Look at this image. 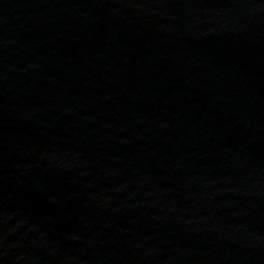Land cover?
<instances>
[{
    "label": "water",
    "instance_id": "water-1",
    "mask_svg": "<svg viewBox=\"0 0 264 264\" xmlns=\"http://www.w3.org/2000/svg\"><path fill=\"white\" fill-rule=\"evenodd\" d=\"M264 137V0H227Z\"/></svg>",
    "mask_w": 264,
    "mask_h": 264
}]
</instances>
